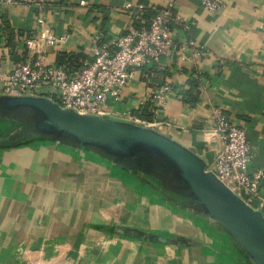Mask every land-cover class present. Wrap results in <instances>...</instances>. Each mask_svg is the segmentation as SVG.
Masks as SVG:
<instances>
[{"label":"crops","instance_id":"obj_1","mask_svg":"<svg viewBox=\"0 0 264 264\" xmlns=\"http://www.w3.org/2000/svg\"><path fill=\"white\" fill-rule=\"evenodd\" d=\"M168 1L48 0L42 7H0V78L31 56L25 40L39 34L40 18L65 37L42 48L47 61L76 55L85 65L95 46L148 26L151 7ZM226 2L210 13L200 0H179L178 13L190 28L173 24L178 49L138 71L122 98L108 104L119 119L148 107L150 123L163 124V133L208 164L220 147L209 132L221 108L246 127L254 171L264 167V0ZM140 5L145 9L138 11ZM166 84L172 90L163 102L142 105L148 91ZM41 94L50 98V91ZM1 123L5 135L11 124ZM253 206L264 212V197ZM143 232L191 245L142 238ZM226 242L202 219L93 155L39 140L0 147V264H244Z\"/></svg>","mask_w":264,"mask_h":264},{"label":"water","instance_id":"obj_2","mask_svg":"<svg viewBox=\"0 0 264 264\" xmlns=\"http://www.w3.org/2000/svg\"><path fill=\"white\" fill-rule=\"evenodd\" d=\"M0 119L23 123L0 135V147L45 141L93 155L138 181L155 177L164 189L184 200L174 207L207 223L234 253L245 258L244 264H264V212L221 181L195 150L162 130L108 115L81 114L48 97L32 95L0 93ZM141 236L191 245L187 239L148 232Z\"/></svg>","mask_w":264,"mask_h":264},{"label":"built area","instance_id":"obj_3","mask_svg":"<svg viewBox=\"0 0 264 264\" xmlns=\"http://www.w3.org/2000/svg\"><path fill=\"white\" fill-rule=\"evenodd\" d=\"M47 2L48 0H0V7L33 3L42 7ZM200 2L210 13H216L227 6L226 0ZM81 4L87 3L83 1ZM178 4L179 0H169L163 7H151L154 15L148 26L130 30L98 44L94 47L93 60L86 62L74 74H70L64 66L47 61L42 48L56 46L65 37L52 33L44 26V18H40L38 22L43 28L39 34L25 40L31 56L26 60L16 61L11 71L0 78V93L12 96H42V91H50V99L64 108L81 114L112 117L109 100H120L124 89L131 84L138 71L178 49L173 24L181 23L186 30L190 28L179 15ZM126 9L134 8L127 5ZM136 9L142 11L145 7L140 5ZM187 48V45H181L182 61L187 59ZM171 90L172 86L166 84L148 91L142 105L163 102ZM122 119L163 128V124L157 126L156 123L133 115ZM209 137L218 141L220 147L214 161L208 164V169L253 206L255 199L264 197V167L251 170L253 150L246 127L218 108L214 111L213 128Z\"/></svg>","mask_w":264,"mask_h":264},{"label":"trees","instance_id":"obj_4","mask_svg":"<svg viewBox=\"0 0 264 264\" xmlns=\"http://www.w3.org/2000/svg\"><path fill=\"white\" fill-rule=\"evenodd\" d=\"M2 30V26L0 25V31ZM82 58L80 56L76 55H66L62 54L58 58V64L60 66H64L67 70H69L70 74H74L75 72H78L84 67V64L81 63ZM135 115L139 117L142 120L146 121H153L154 117L153 114L149 112V108H145L143 110H139L135 112ZM0 120H6L5 122H9L11 124L10 130L12 131L14 129L19 128L20 126H23V123H20L19 121H12L7 119H0ZM146 179H143L140 181V184L146 188L155 191L165 202L169 203L171 206H178L180 202L184 201L181 197L177 196L176 193L172 191H168L167 189H164L161 186V182L154 178L145 177ZM187 203V202H186ZM237 251L241 254L240 248L236 247Z\"/></svg>","mask_w":264,"mask_h":264},{"label":"rangeland","instance_id":"obj_5","mask_svg":"<svg viewBox=\"0 0 264 264\" xmlns=\"http://www.w3.org/2000/svg\"><path fill=\"white\" fill-rule=\"evenodd\" d=\"M2 121H0V125H2L3 123H1ZM5 122V121H4Z\"/></svg>","mask_w":264,"mask_h":264}]
</instances>
